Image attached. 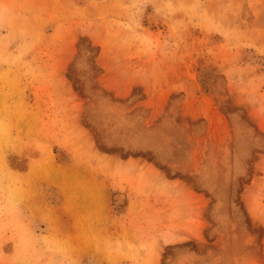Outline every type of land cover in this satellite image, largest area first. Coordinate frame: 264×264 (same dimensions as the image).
Masks as SVG:
<instances>
[{"label": "rangeland", "instance_id": "1", "mask_svg": "<svg viewBox=\"0 0 264 264\" xmlns=\"http://www.w3.org/2000/svg\"><path fill=\"white\" fill-rule=\"evenodd\" d=\"M0 264H264V0H0Z\"/></svg>", "mask_w": 264, "mask_h": 264}, {"label": "bare ground", "instance_id": "2", "mask_svg": "<svg viewBox=\"0 0 264 264\" xmlns=\"http://www.w3.org/2000/svg\"><path fill=\"white\" fill-rule=\"evenodd\" d=\"M148 19V18H147ZM150 19L152 20V21H154V22H157V19H155V18H152V17H150ZM150 20V21H151ZM59 157H61V156H59Z\"/></svg>", "mask_w": 264, "mask_h": 264}]
</instances>
